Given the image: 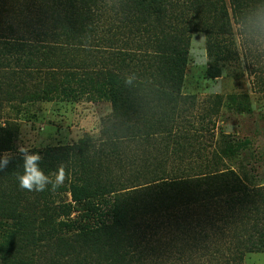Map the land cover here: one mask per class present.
<instances>
[{
  "label": "trees",
  "instance_id": "16d2710c",
  "mask_svg": "<svg viewBox=\"0 0 264 264\" xmlns=\"http://www.w3.org/2000/svg\"><path fill=\"white\" fill-rule=\"evenodd\" d=\"M234 25L260 45L264 0H0V119L8 105L81 98L107 100L114 119L98 142L41 153L45 174L64 166L71 203L55 204L51 185L21 189L23 161L11 156L0 171V264H243L264 254V187L205 160L178 128L193 34L232 35ZM255 81L264 94V67ZM13 142L0 125V165ZM74 204L83 214L53 227Z\"/></svg>",
  "mask_w": 264,
  "mask_h": 264
},
{
  "label": "rangeland",
  "instance_id": "374dc122",
  "mask_svg": "<svg viewBox=\"0 0 264 264\" xmlns=\"http://www.w3.org/2000/svg\"><path fill=\"white\" fill-rule=\"evenodd\" d=\"M247 38L236 25L232 35L193 34L179 99L178 112L184 113L177 117L178 128L195 135L200 143L196 147L206 148L203 158L235 171L248 187L259 188L264 187V94L257 91L255 79L264 67V39L259 45ZM211 69L221 75L209 78ZM113 123L111 104L103 98L38 101L20 111L8 105L0 119V125L14 134L13 149L7 152L11 156H20L18 147L41 155L53 147L95 143ZM69 183L66 177L51 190L55 204L71 203ZM83 211L74 204L70 217L52 219L53 227ZM243 264H264V254H248Z\"/></svg>",
  "mask_w": 264,
  "mask_h": 264
},
{
  "label": "clouds",
  "instance_id": "9594fccd",
  "mask_svg": "<svg viewBox=\"0 0 264 264\" xmlns=\"http://www.w3.org/2000/svg\"><path fill=\"white\" fill-rule=\"evenodd\" d=\"M17 151L20 154V159L23 161V174L17 175L21 189L30 192H43L51 185V190L54 192L64 183L66 172L63 165L58 166L55 173L45 174L40 168L42 157L38 152H32L24 147H18ZM4 156L3 164L0 165V171H3L9 163L11 154L5 153Z\"/></svg>",
  "mask_w": 264,
  "mask_h": 264
}]
</instances>
